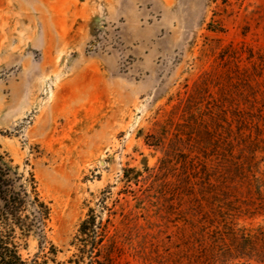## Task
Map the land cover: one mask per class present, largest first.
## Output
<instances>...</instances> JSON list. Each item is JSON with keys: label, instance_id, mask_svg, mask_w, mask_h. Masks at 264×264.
<instances>
[{"label": "rangeland", "instance_id": "1", "mask_svg": "<svg viewBox=\"0 0 264 264\" xmlns=\"http://www.w3.org/2000/svg\"><path fill=\"white\" fill-rule=\"evenodd\" d=\"M201 2L0 0V152L51 210L23 258L94 216L107 264H264V0Z\"/></svg>", "mask_w": 264, "mask_h": 264}, {"label": "trees", "instance_id": "2", "mask_svg": "<svg viewBox=\"0 0 264 264\" xmlns=\"http://www.w3.org/2000/svg\"><path fill=\"white\" fill-rule=\"evenodd\" d=\"M50 207L42 199L33 174L25 176L0 152V264H49L47 254H55L51 245L47 254L32 259L20 254L18 240L31 234L44 237ZM96 219L89 216L80 226L78 253L66 262L54 264H107L102 256V237L96 238ZM99 237V236H98Z\"/></svg>", "mask_w": 264, "mask_h": 264}, {"label": "crops", "instance_id": "3", "mask_svg": "<svg viewBox=\"0 0 264 264\" xmlns=\"http://www.w3.org/2000/svg\"><path fill=\"white\" fill-rule=\"evenodd\" d=\"M202 0H174V4L176 5V14H181L184 11H192V12H198L199 6H201ZM198 6V8H197ZM146 18H148L149 13H155L157 12V9L155 6L146 7ZM148 13V14H147ZM166 24V19L161 21L158 25H155L152 23V25L146 27L145 32L149 35H157L158 33L162 32L163 26ZM143 51L144 49L141 48Z\"/></svg>", "mask_w": 264, "mask_h": 264}]
</instances>
